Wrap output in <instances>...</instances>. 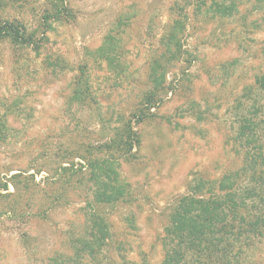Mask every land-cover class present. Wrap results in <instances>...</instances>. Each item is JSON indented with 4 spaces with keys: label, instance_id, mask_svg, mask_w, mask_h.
Listing matches in <instances>:
<instances>
[{
    "label": "rangeland",
    "instance_id": "rangeland-1",
    "mask_svg": "<svg viewBox=\"0 0 264 264\" xmlns=\"http://www.w3.org/2000/svg\"><path fill=\"white\" fill-rule=\"evenodd\" d=\"M196 1L184 9L183 0H0V28L31 40L0 38V264L65 263L91 210L90 187L74 184L71 163L84 164L77 154L123 133V122L138 146L124 158L115 152L126 201L95 207L111 233L102 264L159 263L168 208L187 182L238 167L227 141L231 107L264 69L256 46L264 0L260 8L236 0L240 13L221 21L205 15L208 0L200 13ZM178 16L184 52L137 124L150 64L166 52L162 36ZM81 68L90 102L73 98Z\"/></svg>",
    "mask_w": 264,
    "mask_h": 264
},
{
    "label": "trees",
    "instance_id": "trees-1",
    "mask_svg": "<svg viewBox=\"0 0 264 264\" xmlns=\"http://www.w3.org/2000/svg\"><path fill=\"white\" fill-rule=\"evenodd\" d=\"M183 1L185 9L191 0ZM205 1L197 0L194 4L198 13ZM207 3L204 13L212 14V19H231L240 13L236 0H208ZM261 3L262 0H256L258 6L255 7L260 8ZM245 19V16L240 18ZM184 25L178 16L162 36L167 56L163 53L150 64V89L142 96V107L133 114L137 124L142 121L145 111L149 112L159 102L157 95L164 89L172 61L181 59L184 51L179 35L184 31ZM3 35H12L21 43L31 41L9 25L0 28V38ZM256 46L264 63V39ZM108 60L110 64L113 62V58ZM85 74L81 68L74 82L73 98L76 101H93ZM231 109L232 133L227 141L240 163L237 168L214 178L195 173L187 182L185 192L168 208L160 236L162 259L157 264H264V69L236 95ZM128 122H123L124 132L120 135L115 133L99 146L87 145L85 155L77 154L81 155L84 164L71 163L69 169L74 184L84 180L90 187L88 203L91 210L84 234L73 239L71 254L63 264H102L105 250L110 249L109 224L95 207H111L126 201V185L119 182L120 163L115 152H120V157L124 158L138 146L134 126ZM106 258L111 259L108 255ZM121 259V264H151L145 258L138 262L126 260L124 256Z\"/></svg>",
    "mask_w": 264,
    "mask_h": 264
}]
</instances>
